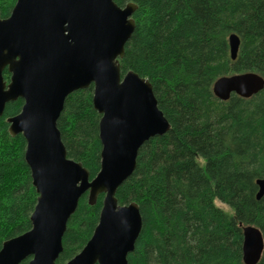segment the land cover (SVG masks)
<instances>
[{"label":"trees","instance_id":"obj_1","mask_svg":"<svg viewBox=\"0 0 264 264\" xmlns=\"http://www.w3.org/2000/svg\"><path fill=\"white\" fill-rule=\"evenodd\" d=\"M137 5L135 29L120 58L121 74L147 78L171 124L139 149L136 168L118 188L119 204L136 202L142 229L129 264H246L245 225L264 237V88L251 97L214 94L223 75L254 71L264 77V0H114ZM17 0H0L6 18ZM240 36L235 60L229 36ZM7 82L11 74L3 72ZM24 100L6 104L0 117V249L5 240L32 227L37 190L25 160L23 134L12 136L8 118ZM101 115L93 85L66 97L57 126L68 156L100 170ZM104 193L90 204L81 196L68 220L63 264L79 253L99 222ZM220 200L230 207L216 204ZM31 257L20 264H28ZM264 264V249L258 262Z\"/></svg>","mask_w":264,"mask_h":264},{"label":"water","instance_id":"obj_2","mask_svg":"<svg viewBox=\"0 0 264 264\" xmlns=\"http://www.w3.org/2000/svg\"><path fill=\"white\" fill-rule=\"evenodd\" d=\"M136 8L114 0H17L8 17L0 14V117L8 102L24 100L21 111L8 118L9 132L26 139L25 160L39 194L31 229L4 241L0 264L29 257L28 264H58L68 220L85 193L90 204L105 194L99 222L82 250L63 264H129L142 216L136 202L119 204L116 193L134 172L140 147L171 127L151 82L132 70L121 74L119 60L135 29ZM240 42L230 34L233 60ZM91 85L102 144L93 179L82 162L68 156L57 126L66 97ZM263 88L264 77L254 71L223 75L213 85L222 100L232 93L251 97ZM257 184L259 199L264 179ZM243 232L244 261L255 264L263 234L251 224Z\"/></svg>","mask_w":264,"mask_h":264},{"label":"rangeland","instance_id":"obj_3","mask_svg":"<svg viewBox=\"0 0 264 264\" xmlns=\"http://www.w3.org/2000/svg\"><path fill=\"white\" fill-rule=\"evenodd\" d=\"M216 204L218 205V206H220V207H223L225 210H228V211H231L230 210V207L228 206V205H226V204H224L223 202H221L220 200H216Z\"/></svg>","mask_w":264,"mask_h":264}]
</instances>
